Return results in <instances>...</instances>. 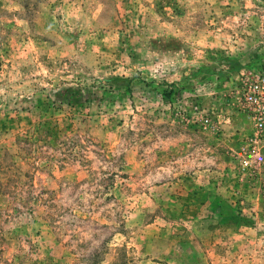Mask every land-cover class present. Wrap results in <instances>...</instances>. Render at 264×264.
I'll list each match as a JSON object with an SVG mask.
<instances>
[{
  "label": "rangeland",
  "instance_id": "374dc122",
  "mask_svg": "<svg viewBox=\"0 0 264 264\" xmlns=\"http://www.w3.org/2000/svg\"><path fill=\"white\" fill-rule=\"evenodd\" d=\"M251 76L264 0H0V264H264Z\"/></svg>",
  "mask_w": 264,
  "mask_h": 264
},
{
  "label": "built area",
  "instance_id": "2783aa9c",
  "mask_svg": "<svg viewBox=\"0 0 264 264\" xmlns=\"http://www.w3.org/2000/svg\"><path fill=\"white\" fill-rule=\"evenodd\" d=\"M238 101L244 112L253 119L257 133H264V78L251 76L244 83ZM204 123L209 124V120L206 119ZM248 166L249 162L245 160L244 167Z\"/></svg>",
  "mask_w": 264,
  "mask_h": 264
}]
</instances>
